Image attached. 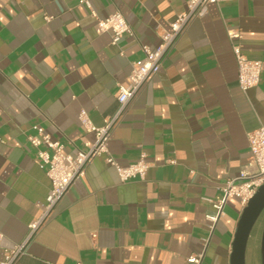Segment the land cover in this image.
Instances as JSON below:
<instances>
[{"label": "crops", "instance_id": "obj_1", "mask_svg": "<svg viewBox=\"0 0 264 264\" xmlns=\"http://www.w3.org/2000/svg\"><path fill=\"white\" fill-rule=\"evenodd\" d=\"M80 1L0 0V263L26 243L14 264H190L201 252L202 264H229L244 206L229 197L216 222L207 216L264 126V70L241 89L229 30L240 28L244 52L264 62V0L210 4L119 115L142 45L156 48L188 0ZM115 11L130 25L117 44L97 25ZM81 111L97 127L117 115L110 154L150 166L122 181L107 153L96 156L29 238L51 180L28 137L42 125L67 152L87 151L96 134Z\"/></svg>", "mask_w": 264, "mask_h": 264}, {"label": "built area", "instance_id": "obj_2", "mask_svg": "<svg viewBox=\"0 0 264 264\" xmlns=\"http://www.w3.org/2000/svg\"><path fill=\"white\" fill-rule=\"evenodd\" d=\"M222 1L228 0H188L187 9L178 14L170 24V29L161 34V42L156 48L142 45L145 53L143 59L133 63L127 85H120L119 87L118 101L120 109L117 115L123 111L141 87L159 72L164 57L176 45L190 21L204 16L210 4H217ZM80 2L91 8L89 0H81ZM46 17L51 18L49 15H46ZM97 25L101 31L111 33L113 44H117L123 35L130 30V25L121 11H115L105 18H98ZM229 36L232 39V50L238 66V82L241 89L247 91L261 81L264 62L260 59H252L244 52L243 33L240 28L230 29ZM85 115V111H81L82 123L88 131H93L96 134L95 142L87 151L80 150L76 154L67 152L64 144L59 140H55L42 125H36L34 127L36 133L28 137L30 144L37 150L36 157L47 166V174L51 180V187L46 196L42 213L30 224L29 238L45 223L60 199L68 192L74 180L85 175L87 166L96 156L107 153V162L116 168L122 181L137 177L143 178L146 175L150 164L144 159V156L136 162L122 165L109 152L108 142L111 128L118 118L117 115L108 118L106 123L100 127L90 123ZM249 144L251 150L250 160L242 167L237 177L228 179L222 186L224 199L214 203V206L218 209L217 214L207 216L213 222H216L222 215L227 198L238 197L245 207L259 187L264 184V126L250 133ZM3 237L4 234L0 231V245ZM25 245L26 243H22L6 249L5 259L0 264H14L16 259L23 253ZM203 258L204 252L192 253L188 257V261L190 264H202Z\"/></svg>", "mask_w": 264, "mask_h": 264}, {"label": "water", "instance_id": "obj_3", "mask_svg": "<svg viewBox=\"0 0 264 264\" xmlns=\"http://www.w3.org/2000/svg\"><path fill=\"white\" fill-rule=\"evenodd\" d=\"M264 210V184L243 208L237 223L229 264H247V248L252 230ZM261 264H264V228L261 238Z\"/></svg>", "mask_w": 264, "mask_h": 264}, {"label": "rangeland", "instance_id": "obj_4", "mask_svg": "<svg viewBox=\"0 0 264 264\" xmlns=\"http://www.w3.org/2000/svg\"><path fill=\"white\" fill-rule=\"evenodd\" d=\"M264 228V210L255 224L247 248V264H261V238Z\"/></svg>", "mask_w": 264, "mask_h": 264}]
</instances>
